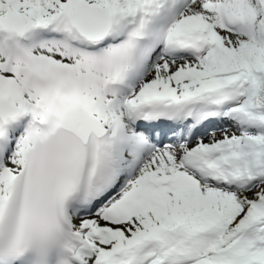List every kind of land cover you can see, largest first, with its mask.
Returning <instances> with one entry per match:
<instances>
[{"label": "snow or ice", "instance_id": "6c2138e0", "mask_svg": "<svg viewBox=\"0 0 264 264\" xmlns=\"http://www.w3.org/2000/svg\"><path fill=\"white\" fill-rule=\"evenodd\" d=\"M0 264H264V0H0Z\"/></svg>", "mask_w": 264, "mask_h": 264}]
</instances>
